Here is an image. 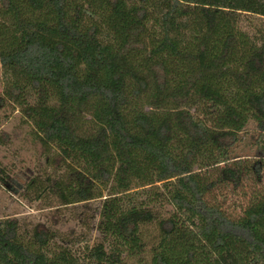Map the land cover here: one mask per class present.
I'll return each mask as SVG.
<instances>
[{
  "label": "trees",
  "instance_id": "obj_1",
  "mask_svg": "<svg viewBox=\"0 0 264 264\" xmlns=\"http://www.w3.org/2000/svg\"><path fill=\"white\" fill-rule=\"evenodd\" d=\"M8 105L67 168L27 192L100 199L104 240L4 218L0 264H264V0H0Z\"/></svg>",
  "mask_w": 264,
  "mask_h": 264
},
{
  "label": "rangeland",
  "instance_id": "obj_2",
  "mask_svg": "<svg viewBox=\"0 0 264 264\" xmlns=\"http://www.w3.org/2000/svg\"><path fill=\"white\" fill-rule=\"evenodd\" d=\"M257 134V131L243 133L235 153L257 158L254 144ZM0 168L8 173L6 182L0 181V219L17 218L28 227L52 229L58 242L67 243L80 254L87 244L104 240L98 230L100 199L63 206L55 197L45 195L42 200H33L35 193L27 192L26 185L33 178L65 176L67 168L56 151L43 148L35 139L32 125L11 105L0 108ZM224 189L230 192L225 208L235 213L245 205L253 187L246 189V196L243 190L235 191L232 187H223L220 192ZM146 232L150 237L156 236V226L147 227Z\"/></svg>",
  "mask_w": 264,
  "mask_h": 264
}]
</instances>
